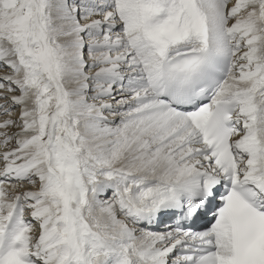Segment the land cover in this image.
Returning a JSON list of instances; mask_svg holds the SVG:
<instances>
[{"label": "snow or ice", "instance_id": "snow-or-ice-1", "mask_svg": "<svg viewBox=\"0 0 264 264\" xmlns=\"http://www.w3.org/2000/svg\"><path fill=\"white\" fill-rule=\"evenodd\" d=\"M0 264H264V0H0Z\"/></svg>", "mask_w": 264, "mask_h": 264}]
</instances>
